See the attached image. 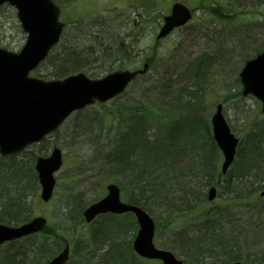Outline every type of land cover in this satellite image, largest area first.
Here are the masks:
<instances>
[{"label":"rangeland","instance_id":"obj_1","mask_svg":"<svg viewBox=\"0 0 264 264\" xmlns=\"http://www.w3.org/2000/svg\"><path fill=\"white\" fill-rule=\"evenodd\" d=\"M54 1L61 7V18L65 21L64 32L60 43L30 74L47 79L55 78L53 75L59 67V62L55 59L65 46L82 54L84 60L79 69L91 77H99L110 72L109 70L120 67L131 70L141 67L144 61L150 62L149 71L133 80L120 96L73 112L56 131L47 135L43 142L36 143L22 152V157L30 159L33 155H47L54 146L62 150L63 164L55 173L54 195L48 202H43L39 196V186L32 194L28 193L30 215H43L47 219L50 231L61 238H68L70 245L74 238H81L84 246L89 240L84 234L91 226H87L88 224L78 216L75 218L71 216L69 212L71 202L78 199L83 202V207L86 206L94 198L103 196L105 184L119 175L115 168L111 172H106L107 170H102L100 166L120 133L134 128L139 134L146 128L156 134L160 133L158 124L165 128L166 124L174 123V134L179 133L187 137L189 121L194 119L196 122L201 116V111L197 109L198 102L203 103L206 108L207 116L204 114L203 119L208 122L209 131L210 115L218 101L223 104L224 115L231 125L232 132L241 140L255 125L254 122H264L260 102L254 97L241 95L242 87L238 82V72L243 61L264 47V2L259 4L257 0ZM173 2L186 3L193 9V16L183 27L175 28L162 39H158L156 35L161 27L162 16L169 12ZM24 39L25 32L19 26L15 9L10 4L1 6L0 45L8 50H18ZM214 50L216 54L213 53ZM225 55L226 57L228 55L227 60ZM194 60L196 61L192 65L191 62ZM197 71L202 74L198 76V83L205 90L201 101L200 92L186 74H195ZM165 78L170 79V84L173 83L171 89L168 88ZM144 105L156 109L160 114L163 113L164 117H154L153 122L147 120L145 118L147 115L141 114ZM200 132H203V129ZM133 141L134 148L137 149L139 136H135ZM220 161L221 158L218 165ZM257 191L259 189L255 192ZM256 193L252 198L264 203V197ZM216 195L213 201L204 202V208L198 207L194 208L193 212L182 213L178 210L171 216L153 205L152 215L157 222L155 244L160 247L171 244V240L176 236L175 234L170 239L172 228L184 229L188 236H196L197 229L201 226L198 225L199 220H203L206 214H211L216 203L228 205L227 208L233 213L232 219L236 222L239 220L235 218L237 212L241 211L243 214L250 206L247 204L244 208L237 205L238 197L229 193L223 194V190L219 192V188ZM127 197L128 191L122 193V200L125 201ZM222 218L225 220L224 231L231 232L227 213H224ZM232 226V230L237 228L233 224ZM130 227L125 229L124 235L119 234L121 240L128 241L133 238L134 231ZM40 235L30 238L31 240L23 244L27 255L16 256L19 264H29V258L33 255L35 257L30 249L39 245L43 237ZM254 236L248 240L249 244L244 245L248 251L253 248L251 246ZM105 242L102 241L96 253L93 251L89 254L90 250H87L82 256H78L77 251L80 249L76 248L67 264H112L100 262L103 261L102 256L106 251ZM175 249L174 253L182 260L185 259L183 264H231L229 263L231 261L220 252H217L216 256H210L203 254L202 251L200 255L194 254L196 259H192L188 258L189 255L181 248ZM10 259L11 253L0 251V263H5L6 260L9 262ZM42 259L38 258L43 262ZM135 264L161 263L157 261L145 263L142 260L139 263L136 261Z\"/></svg>","mask_w":264,"mask_h":264},{"label":"trees","instance_id":"obj_2","mask_svg":"<svg viewBox=\"0 0 264 264\" xmlns=\"http://www.w3.org/2000/svg\"><path fill=\"white\" fill-rule=\"evenodd\" d=\"M257 1L259 4L264 2V0ZM255 29L257 28L255 27ZM212 44L214 45V43ZM213 53L216 54L215 50ZM57 57L55 60L59 62V67L55 71L54 77H63L77 71L84 60L78 50H70L66 46ZM227 59L228 55L225 60ZM196 60L191 62L192 65ZM186 74L187 78L193 82V86H196L200 92L199 100L201 101L205 90L197 79L202 74L199 71L195 74ZM188 95L190 94L188 93ZM197 104L201 116L196 119L198 123L195 121L188 123L187 137H183L179 133L174 134V123L166 124L165 128L158 124L160 133L156 134L146 128L138 134L133 128L129 132L133 136H139L137 149L134 148V143L125 142L121 146L119 143L123 135L121 134V137L119 136L118 140H115L112 149L103 158V164L100 167L102 170H107L106 172H111L115 168L114 170L119 175L113 181L119 184L122 193L128 191L126 200L141 205L151 214L154 209L153 205L160 207V210L169 216L174 215L178 210L182 213L184 211L193 212L194 208L198 207L204 208L207 187L213 184L219 187V192L223 190V194L229 193L231 196L238 197V205L244 207L249 204L250 206L245 211L247 218H239L235 224L234 220H231L232 224L237 227L235 230L233 229L234 231L226 234L221 228L219 217L222 216L218 215V211L222 205L216 203L211 214H206L203 220H199L198 225L201 226L197 229L196 236L190 237L184 229H175L176 236L167 246L181 248L189 255L188 258L192 259H196L194 254L200 255L202 251H204L203 254L210 256H216L217 252H220L225 255L228 261L241 259L246 264H264V203L257 202L255 198H252V196L255 197L254 192L257 188L264 186V122H254L255 125L247 131L246 137L243 140L240 139L233 166L227 175L222 176L218 168L220 154L212 138V133L209 131L208 122L203 119L204 114L207 116L206 108L201 102ZM144 113L147 115L145 118L152 122L155 120L154 117H164L163 113L160 114L159 111L147 105H144L141 114ZM143 116L141 117L144 119ZM196 125H199L197 130ZM201 129L203 132H200ZM22 155L20 153L0 158V222L16 224L30 218L31 207L28 200L25 199V193L32 194L38 186L36 173L33 169V161L37 155L31 156L30 159L29 157L25 159ZM202 178H204L202 190L197 193L196 197L191 198V194L196 189L195 182ZM147 190L151 192H147ZM181 203L187 207L180 208L178 205ZM71 204L69 212L72 215H70L78 216L81 220L79 211L83 204L78 199L72 201ZM225 206L228 207V205ZM129 215L124 216V219L133 222L132 215ZM108 216L113 215L109 214ZM117 217L121 216L117 215ZM97 228L98 225L90 227L89 240L95 237L94 231ZM46 229L45 231L51 233L50 228ZM125 229V227L119 226L118 230H111L112 238H109L111 249L104 253V255L108 254L106 259L108 263L135 264L136 261L138 263L142 261L135 257L131 250L130 239L128 241L121 240L119 234L124 235ZM216 233H225L226 235L217 239ZM253 235H255L252 238L251 247L253 248L248 251L244 245L249 244L248 240ZM18 242L19 240L7 244L10 247L5 252L11 253V259L9 262L6 260L5 263L0 264H12L13 261L15 264H19L16 256L27 255L23 244ZM118 244L120 245L117 246ZM126 247H129L130 250V252L128 250L127 257L122 255L124 253L122 250ZM30 250L32 254H35L37 260L43 258L44 262L46 258L50 257L51 250L46 249L42 244ZM143 262L147 263L144 260Z\"/></svg>","mask_w":264,"mask_h":264},{"label":"water","instance_id":"obj_3","mask_svg":"<svg viewBox=\"0 0 264 264\" xmlns=\"http://www.w3.org/2000/svg\"><path fill=\"white\" fill-rule=\"evenodd\" d=\"M5 2L17 10V19L23 31L27 32V37L18 52H9L0 47V156L14 154L28 144L40 141L48 132L55 130L71 111L95 100L104 101L120 94L133 77L146 70L145 63L142 69L113 71L97 79L89 78L82 72L55 80L31 77L28 73L43 60L48 49L58 42L62 32L63 22L58 18L59 7L53 0H0V5ZM190 17V10L184 3L174 2L170 13L164 16L157 38H162L174 26L184 25ZM238 76L243 87L242 93L258 98L264 113V50L246 60ZM210 122L213 137L223 155L221 171L224 173L234 160L238 138L230 132L221 104L216 106ZM35 162L42 186L40 195L47 201L55 184L53 171L62 162L61 151L53 148L50 155L39 156ZM106 188L107 194L103 198L83 210L85 219L90 221L97 213L105 211H130L139 223L132 241L136 253L149 259H160L163 264H181V260L169 250L154 245L155 224L152 217L139 205L120 201L116 183L107 184ZM215 193L216 189L212 187L207 199H214ZM45 222L46 219L39 216L16 226L0 223V243L38 231ZM67 255L68 248L65 246L63 252L47 264H62Z\"/></svg>","mask_w":264,"mask_h":264},{"label":"bare ground","instance_id":"obj_4","mask_svg":"<svg viewBox=\"0 0 264 264\" xmlns=\"http://www.w3.org/2000/svg\"><path fill=\"white\" fill-rule=\"evenodd\" d=\"M124 70H127V68H125ZM166 79V84H167V86H168V88L169 89H171L172 88V86H174L173 85V83L172 84H170L169 83V80L170 79H168V78H165ZM193 120L194 119H192V120H190L189 122H193ZM198 126L199 125H196V130L198 129ZM129 130H133V129H131V128H129V129H127L126 130V132H122V133H120L118 136H120L121 137V134H123L122 135V138L120 139V141H119V143H121V146L122 145H124V143L125 142H128V143H134V141H133V139H134V137L135 136H133L130 132H129ZM192 137H195V136H192ZM113 146V145H112ZM111 146V147H112ZM112 149V148H111ZM35 173V172H34ZM204 175H205V173L203 174V177H204ZM37 176V175H36ZM208 176H210V175H208ZM203 183H204V178H202V179H199V180H197L196 182H195V190L193 191V193L191 194V198H194V197H196L197 196V193H199L201 190H202V185H203ZM211 186V185H210ZM209 187V186H208ZM257 189H259V191H257V193L256 192H254V193H256L257 195H259V196H264V194H262V192L264 191V186L263 187H261V188H257ZM147 192H151L150 190H147ZM255 195V194H254ZM24 197V196H23ZM30 197V195L28 194V192L27 193H25V199L26 200H28V198ZM180 208H186L187 207V205H184V204H179L178 205ZM227 206H225V207H222V206H220L219 207V211H218V215H220V216H222L224 213L226 214L227 213V216H228V214H229V209L228 208H226ZM220 219H221V221H220V226H221V228L224 230V227H223V224L225 223L224 221V219L222 218V217H219ZM235 218H237V217H235ZM232 219H228L227 218V221H228V223H229V225H230V230L231 231H233L232 230V228H233V226H232V222L233 221H231ZM263 221H264V219H263ZM224 222V223H223ZM235 220H234V224H235ZM94 225H98V228L97 229H95V237H92V238H90V240L88 241V242H86L85 244H84V246H83V240L80 238V239H78L77 241H76V244H75V247L76 248H78V249H80V250H78L77 251V253H78V256H82V255H85V252L88 250H90L89 251V254L90 253H93V251L96 253V249H98V246L102 243V241H105V239L107 238V240H106V242L104 243V244H106L105 245V247H106V251H109L110 249H111V243H110V240H109V238H112V236H111V234H112V232H111V230L112 229H114L115 231H116V229L118 230V228H119V226H122V227H125V228H127V227H132V229H133V231L135 232V231H137L138 230V227H139V223H137V221L136 222H130V221H127V222H125L124 220H122V219H120L119 217H115V216H101V217H99L98 219H97V223L96 222H94V223H92L90 226L92 227V226H94ZM130 227V228H131ZM137 227V228H136ZM175 229H171V235H169V237H170V239L171 238H173L174 237V235L176 234L175 233ZM227 233H230V232H226V234ZM30 234V237L33 239V238H35V237H37L38 235H40V236H43L42 237V239L40 240V242L38 243L39 245L40 244H42V246L43 247H45L46 249H48V250H51V252H50V257L52 258V257H54V256H58V255H60L61 253H62V249L59 247V245L57 246V244L53 241V240H50L49 238H47L46 236H45V232H44V230L43 229H40V230H38V231H35V232H31V233H29ZM225 233L224 234H217L216 233V236H217V239H219L221 236H224V235H226ZM37 244V245H38ZM38 245V246H39ZM37 246V247H38ZM36 247V246H35ZM51 247V248H50ZM156 247L157 248H160V247H158L157 245H156ZM134 248V247H133ZM161 249V248H160ZM128 250H129V248H126V250L124 249V250H122V252H124L122 255H124V256H126L127 257V254H128ZM132 250V249H131ZM129 252H130V250H129ZM102 258H103V261L101 260L100 262L102 263V262H107V260H106V258H105V256L103 255L102 256ZM107 258H108V254H107ZM41 261H39V260H37L34 256H31L30 258H29V264H43V262H41ZM66 263V262H65Z\"/></svg>","mask_w":264,"mask_h":264}]
</instances>
